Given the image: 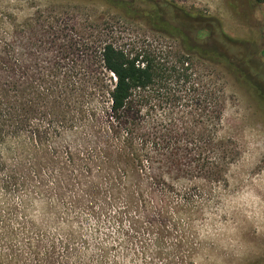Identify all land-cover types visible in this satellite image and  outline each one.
Segmentation results:
<instances>
[{
  "label": "trees",
  "instance_id": "obj_1",
  "mask_svg": "<svg viewBox=\"0 0 264 264\" xmlns=\"http://www.w3.org/2000/svg\"><path fill=\"white\" fill-rule=\"evenodd\" d=\"M9 18L0 23V264H85L88 217L117 203L136 227L173 212L192 225L203 211L198 184L227 183L240 156L218 134L223 81L202 74L192 84V73L168 72L167 62L107 39L80 45L77 58L63 45L58 62L43 59L52 28ZM151 18L172 26L160 11ZM200 48L203 63L235 69L218 50ZM192 64L181 56L179 71Z\"/></svg>",
  "mask_w": 264,
  "mask_h": 264
},
{
  "label": "rangeland",
  "instance_id": "obj_2",
  "mask_svg": "<svg viewBox=\"0 0 264 264\" xmlns=\"http://www.w3.org/2000/svg\"><path fill=\"white\" fill-rule=\"evenodd\" d=\"M135 1V9H129L107 0H0V23L13 16L52 28L43 40V59L58 62L63 45L77 58L80 45L107 39L127 52L143 50L167 62L168 72L192 73V84L202 74L215 75L228 92L218 134L233 142L240 156L227 183L198 184L203 211L192 225L173 212L164 221L139 218L136 227L116 213L122 208L117 203L99 219L88 217L90 245L80 255L85 264H264V0ZM157 11L172 26L153 22ZM201 45L230 58L235 69L203 63ZM181 56L193 61L185 71H179ZM233 71L241 77L228 73ZM91 72L102 70L94 65ZM172 87L185 94L184 88ZM165 106L167 114L177 112ZM97 224L103 229L95 230Z\"/></svg>",
  "mask_w": 264,
  "mask_h": 264
}]
</instances>
